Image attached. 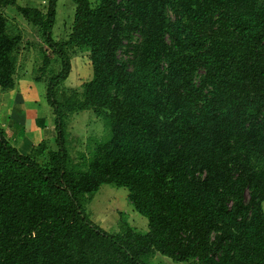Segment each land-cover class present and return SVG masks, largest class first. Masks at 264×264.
<instances>
[{"label": "trees", "instance_id": "trees-1", "mask_svg": "<svg viewBox=\"0 0 264 264\" xmlns=\"http://www.w3.org/2000/svg\"><path fill=\"white\" fill-rule=\"evenodd\" d=\"M64 42L43 9L0 0V90L15 85L22 36L2 10L41 33L51 147L23 155L0 131V264H264V0H71ZM16 29V28H15ZM136 36V37H134ZM91 79L61 89L68 52ZM121 53V55H120ZM49 76L45 78L46 74ZM91 111L109 138L76 163L66 119ZM102 185L125 189L147 222L107 233L84 205Z\"/></svg>", "mask_w": 264, "mask_h": 264}, {"label": "rangeland", "instance_id": "rangeland-1", "mask_svg": "<svg viewBox=\"0 0 264 264\" xmlns=\"http://www.w3.org/2000/svg\"><path fill=\"white\" fill-rule=\"evenodd\" d=\"M45 2L46 0H16V4L20 7L38 9H43ZM73 10L74 7L71 0H56L55 21L51 29V37L55 42L60 43L67 39L71 30ZM2 13L6 17L11 31L18 30L22 36L19 51L15 55L16 73L14 78V88L16 87V90L22 93L24 85L28 84L27 86L30 85L33 87V77L40 75L35 73V71L38 70L42 64V52L49 56L50 65L48 66V69L57 67V64L52 57L50 50L45 46L41 33L37 28H33L27 24L20 15L16 13L14 8H4ZM68 55L69 58H76L78 64L73 65L72 72L68 79L66 77L63 81L61 89H79L81 84L89 81L92 76L88 57L86 53L82 52L72 54V52L69 51ZM29 62L30 64H28ZM29 69H31V75L25 83L24 76ZM48 76L49 73L46 74L45 78ZM38 87H40V92L42 93L43 98H45V87ZM24 97H26L25 99L28 98L26 95ZM48 110L51 113V110ZM66 131L68 141L66 148L71 159L74 160L75 163L78 160L79 155L83 154L85 157L88 156L94 141H104L109 138V131L104 121L101 118L96 117L89 110L69 115L66 119ZM84 210L87 218L107 233H115L118 231L117 229L120 218L125 219V221L138 232L144 233L147 231L146 219L138 215L132 209L127 200V193L123 188H117L110 185L100 186L96 192L89 196L84 205ZM146 264L187 263L174 262L169 258L154 253L146 259Z\"/></svg>", "mask_w": 264, "mask_h": 264}, {"label": "crops", "instance_id": "crops-1", "mask_svg": "<svg viewBox=\"0 0 264 264\" xmlns=\"http://www.w3.org/2000/svg\"><path fill=\"white\" fill-rule=\"evenodd\" d=\"M74 64H78V61L76 58H70V72L67 79ZM30 75L31 69L24 76L25 83ZM27 85H24L22 93L17 91L16 87L12 90L0 91V131L4 133L10 145L23 155L42 142L52 146L55 138L53 117L38 87L43 88V84L34 82L33 87ZM25 95L28 96L27 99ZM263 205L264 201L261 204L262 210Z\"/></svg>", "mask_w": 264, "mask_h": 264}]
</instances>
